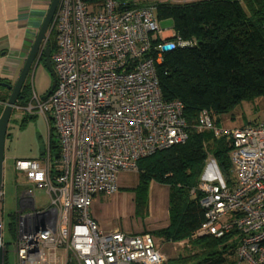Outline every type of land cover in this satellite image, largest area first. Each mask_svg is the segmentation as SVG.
Listing matches in <instances>:
<instances>
[{
    "label": "built area",
    "instance_id": "2783aa9c",
    "mask_svg": "<svg viewBox=\"0 0 264 264\" xmlns=\"http://www.w3.org/2000/svg\"><path fill=\"white\" fill-rule=\"evenodd\" d=\"M97 4L58 0L57 50L51 56L55 87L45 99L32 91L22 107L51 119L59 159L51 163L47 146L41 158L14 161V169L48 198L46 207L37 206L30 189L19 192L14 264L164 261L151 234L96 221L89 208L94 195L117 190L121 171H136L140 158L187 139L183 103L162 97L156 64L163 53L193 43L161 28L150 6L118 11L113 0ZM44 48L45 41L38 57ZM198 129H212L230 141L235 183L203 179L191 189L202 193L203 219L195 235L234 232L237 259L264 264V121L222 130L203 109ZM2 196L0 186V201Z\"/></svg>",
    "mask_w": 264,
    "mask_h": 264
},
{
    "label": "trees",
    "instance_id": "16d2710c",
    "mask_svg": "<svg viewBox=\"0 0 264 264\" xmlns=\"http://www.w3.org/2000/svg\"><path fill=\"white\" fill-rule=\"evenodd\" d=\"M86 1L99 3L100 7L105 0ZM113 1L118 11L152 7L159 24L171 21L174 33L193 43L163 53L162 61L156 64L162 97L183 103L188 137L183 143L137 161L138 192H145L151 181L170 186L169 226L156 233L175 241L186 240L194 249L161 264H224L236 259L238 238L234 232L222 237L195 235L203 217L199 204L202 193L190 194V190L200 182L199 174L207 157L205 144L209 142L211 148L214 146L211 154L225 183H235L230 141L212 129L199 130L198 116L201 110H207L218 128L219 119L213 115L226 113L235 104L264 94V0H193L182 4L167 0ZM48 44L51 57L57 50V41L48 39ZM29 88L27 82L22 90ZM8 95L0 96V101L5 102ZM48 146L51 163L56 165L58 141L49 139ZM8 230L14 231L15 236V219ZM6 260L5 255L4 264Z\"/></svg>",
    "mask_w": 264,
    "mask_h": 264
},
{
    "label": "rangeland",
    "instance_id": "374dc122",
    "mask_svg": "<svg viewBox=\"0 0 264 264\" xmlns=\"http://www.w3.org/2000/svg\"><path fill=\"white\" fill-rule=\"evenodd\" d=\"M155 1L164 0H151V2ZM167 1L173 2L175 4H182L183 2L193 0ZM160 26L163 29H171V21L163 20L162 22H160ZM48 39L50 40V42L57 41L56 28L54 26L49 29ZM36 57L38 58V56ZM41 58L42 56H40L39 58V63L37 65L34 64L26 76L24 84L28 82L30 88L29 90L25 91L21 89V97H19L15 102V105L19 108H12V111L8 118L4 137V160L1 184L3 196L0 201V220L2 241L5 243L4 256L6 255L7 264H14L15 262L14 231L8 229L14 220L13 215L15 211L21 210V205L17 200L19 192L23 189H30V192H32V194L34 195L35 203L37 206L46 207L48 203V198L45 196V190L43 188L34 186L31 182H28L24 174H22L21 172H17L14 169L15 159L41 158L43 151L47 149L49 139H51V141L57 140L53 124L49 123V120L47 122L40 113H28L22 109L24 104L31 100L32 91H34L39 97H41L45 94L51 84V76L45 64L43 63L44 61ZM2 108L3 107L1 105L0 109ZM217 115L213 116L218 117L219 121L217 127L222 130L240 127L246 124L260 123L264 121V94L251 99V101L244 100L240 103H237L228 112ZM209 143L205 144L207 155L205 161L206 164L203 171L199 174V180L201 181L203 179H206L209 181L217 182L219 181L221 174L211 154L210 149H213L214 146H212L211 148ZM131 172L138 173V169ZM221 178L223 179L222 176ZM171 243L172 245L169 246L172 247L174 251L173 255L177 254V252V255L186 254L187 252L194 250L186 240H171ZM60 253V251L57 252L58 255ZM167 259L168 257L164 255L163 262H165ZM230 261L231 260H229L227 263H229Z\"/></svg>",
    "mask_w": 264,
    "mask_h": 264
},
{
    "label": "crops",
    "instance_id": "0c3cea01",
    "mask_svg": "<svg viewBox=\"0 0 264 264\" xmlns=\"http://www.w3.org/2000/svg\"><path fill=\"white\" fill-rule=\"evenodd\" d=\"M50 2L51 0H0V82L14 84L16 81ZM39 52L40 49L36 56ZM38 63L39 60L35 65ZM9 93L10 90L0 86V96ZM138 183L137 172L121 171L117 177L115 192L93 196L90 216L96 221H112L124 232L149 233L163 255L168 258L176 256L178 252L173 255L174 251L169 246L172 245V239L156 233L169 226L170 186L151 181L145 192H138ZM227 262L224 264H246L237 258Z\"/></svg>",
    "mask_w": 264,
    "mask_h": 264
},
{
    "label": "water",
    "instance_id": "95a60500",
    "mask_svg": "<svg viewBox=\"0 0 264 264\" xmlns=\"http://www.w3.org/2000/svg\"><path fill=\"white\" fill-rule=\"evenodd\" d=\"M57 3H58V0H51L47 13L37 33V36L28 51L26 59L21 67L19 75L16 81L14 82V84L0 82V86L6 87L8 90H10L7 100L5 102L1 101L2 103H0L3 107L0 112V186L2 184L3 160H4V137H5V131L7 127L8 118H9V115L12 111L13 105L15 104L16 100L19 97H21L20 91L24 85V82H25V79H26V76L29 70L31 69L33 64L36 63L38 60L36 58V54H37L40 44L46 38V31L49 25L51 24V20H52L54 11L56 9ZM170 48H171L170 45L164 46L165 50L170 49ZM43 61L51 76V84L48 90L45 92V94L41 96L42 99H45L52 92V90L55 87V83H56V76H55V72L52 66L48 44L46 45L43 51ZM0 264H4V245L2 243V235H1V220H0Z\"/></svg>",
    "mask_w": 264,
    "mask_h": 264
},
{
    "label": "flooded vegetation",
    "instance_id": "af4514ba",
    "mask_svg": "<svg viewBox=\"0 0 264 264\" xmlns=\"http://www.w3.org/2000/svg\"><path fill=\"white\" fill-rule=\"evenodd\" d=\"M53 26V17H52V20H51V24L49 25V27H48V29H47V31H46V38L42 41V43L40 44V46H39V48H38V50L41 48V46L43 45V43H44V41H45V47H46V45L48 44V32H49V29L51 28ZM49 45V44H48ZM45 49V48H44ZM44 51V50H43ZM39 58H40V56L37 58L38 60H39ZM42 59H43V55H42ZM38 60H37V62H38ZM36 62V63H37ZM35 64V63H34ZM33 64V65H34ZM0 107H1V104H0ZM1 110L2 109H0V112H1Z\"/></svg>",
    "mask_w": 264,
    "mask_h": 264
},
{
    "label": "clouds",
    "instance_id": "9594fccd",
    "mask_svg": "<svg viewBox=\"0 0 264 264\" xmlns=\"http://www.w3.org/2000/svg\"><path fill=\"white\" fill-rule=\"evenodd\" d=\"M42 55H43V54H42ZM42 55H41V56H42ZM50 58H51V57H50Z\"/></svg>",
    "mask_w": 264,
    "mask_h": 264
}]
</instances>
